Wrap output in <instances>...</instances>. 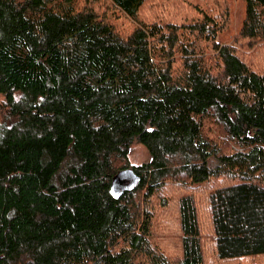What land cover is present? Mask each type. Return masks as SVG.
<instances>
[{"label":"trees","instance_id":"16d2710c","mask_svg":"<svg viewBox=\"0 0 264 264\" xmlns=\"http://www.w3.org/2000/svg\"><path fill=\"white\" fill-rule=\"evenodd\" d=\"M82 1L0 0V264H264V71L195 4L178 23ZM240 1L239 38L264 43V0Z\"/></svg>","mask_w":264,"mask_h":264},{"label":"rangeland","instance_id":"374dc122","mask_svg":"<svg viewBox=\"0 0 264 264\" xmlns=\"http://www.w3.org/2000/svg\"><path fill=\"white\" fill-rule=\"evenodd\" d=\"M78 1L79 5L82 6L83 1ZM194 4L197 8H201L208 14H212V16H214L216 19L224 21V24H222L224 31L218 36L221 42H224L234 47L235 51L238 53L241 59L246 61L253 69L258 71H264V46H258L264 43H256L255 45H251L247 44L246 42H243L239 38L238 29L240 24H242L244 18L243 3L240 0H187L186 2H184L183 0H171L170 2H166L165 0H148V4L142 14V17L144 18L143 20L146 21H154L157 18H161L162 21H172L178 23L188 20L190 21L192 18L196 17V12L193 8ZM91 7L96 11L97 15L102 18H105L107 21L113 24L116 31H118L120 34L124 35L125 33L129 32L131 28H133V24H130L128 20H126L127 18L125 19L123 15H119L116 12L112 11V9L106 2L101 1L96 4H92ZM159 7L162 8L161 11H159ZM206 57V59L208 60L212 59L213 54L210 51H207ZM210 127L211 131H208V134L211 140H213V142H216L219 147L221 145L220 148L224 151L225 146L222 145H225L226 141L223 132L219 129V127H215L213 125H211ZM148 159L149 155L144 147L136 144L131 147L129 154V160L131 164L139 165L147 161ZM119 181L121 182L117 184V189H122L126 187V185L128 186L129 183H131L130 180L124 181L120 179ZM174 182L182 184L180 180H174ZM167 188L168 189H165L164 194L170 193L174 195L176 193L177 187H174L173 184L169 183ZM203 191H205V189H202L200 192H198L197 196H200L201 198L200 194ZM203 204L206 208L205 201H203ZM203 204H201L200 199V202L198 201V207H200L202 215L201 226L203 232L209 234L208 219L207 216L205 217L206 213L202 209ZM162 229L164 231L169 229L168 233L165 232L169 237H167V239L165 240V246L171 254H174V252L169 246V239L172 240L175 238V227L171 224L170 227L166 228H163L162 226ZM161 242L164 241L161 240ZM255 262L256 259L236 260L229 264H254Z\"/></svg>","mask_w":264,"mask_h":264},{"label":"water","instance_id":"95a60500","mask_svg":"<svg viewBox=\"0 0 264 264\" xmlns=\"http://www.w3.org/2000/svg\"><path fill=\"white\" fill-rule=\"evenodd\" d=\"M123 175H125V173H120V174H118L115 178H114V182H113V185L114 186H116L119 182H121V181H119L120 179H122L124 176Z\"/></svg>","mask_w":264,"mask_h":264}]
</instances>
